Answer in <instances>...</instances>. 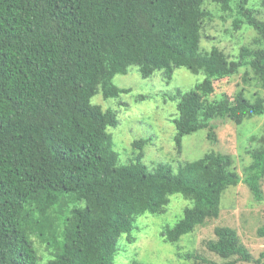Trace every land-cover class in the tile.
Returning <instances> with one entry per match:
<instances>
[{
    "label": "trees",
    "instance_id": "trees-1",
    "mask_svg": "<svg viewBox=\"0 0 264 264\" xmlns=\"http://www.w3.org/2000/svg\"><path fill=\"white\" fill-rule=\"evenodd\" d=\"M263 11L264 0H0V264H115L120 251L125 264H145L138 246H129L139 232L150 234L153 219L137 220L170 213L176 200L182 210L166 221L178 220L159 233L176 246L156 253L170 263L182 239L221 217L239 182L261 201L264 122L256 131L247 123L264 117V95L245 86L233 97L213 95L215 81L238 74L264 92ZM216 18L231 19L224 34L241 42L234 58L204 45L214 39L207 27ZM249 31L251 44L243 42ZM132 66L166 83L179 67L203 74L190 90L165 93L176 101L172 163L141 162L149 137L131 143L139 152L125 163L114 148L108 127L118 125V114L94 96L128 92L113 77ZM222 118L244 128L239 139L249 133L241 140L249 156L242 174L232 154L215 149L190 161L180 156L184 136L200 130L215 144L214 120ZM258 233L264 236V225ZM214 234L206 247L220 260L178 256L193 264H264V250L252 255L232 226L216 225Z\"/></svg>",
    "mask_w": 264,
    "mask_h": 264
},
{
    "label": "rangeland",
    "instance_id": "rangeland-1",
    "mask_svg": "<svg viewBox=\"0 0 264 264\" xmlns=\"http://www.w3.org/2000/svg\"><path fill=\"white\" fill-rule=\"evenodd\" d=\"M262 14L264 15V11ZM220 19L216 18L214 21L215 25L207 27L208 32L213 34L214 39L205 41L204 45L206 47L212 44L218 45L234 58V54L237 53L238 45L241 42L235 43L234 38H228V34H224L225 29L229 31L232 29L231 19L226 18L224 21ZM253 36L254 33L249 31L243 42L251 44ZM202 79L203 74H194L184 67H179L174 70L171 81L166 83L162 77L158 76V72L153 73L148 78H142L137 67L132 66L126 74H116L113 77V82L119 87L128 88V92L122 93L117 99L108 98L104 101L102 97L94 96V98H97L95 99L96 102H102L104 107L112 105L114 107L112 108L118 114V125L116 127H108V132L112 134L115 144L114 148L118 152L120 162H126L127 154L135 156L139 152L137 150L133 153L131 143L141 137L150 138V141L143 147L142 163L148 165L149 168H153L154 164L158 162L172 163L174 161L176 149L173 137L176 129L172 118L176 116V101L170 100L165 93H172L177 89L182 91L190 90ZM214 85L215 93L213 97L221 93H226L233 97L235 92L242 86L252 92L258 90L264 95V92L254 83V79L250 80L249 83H245L241 74L222 81H215ZM139 95H144L145 98L139 99ZM148 116L151 117L148 118ZM263 122L264 117H255L247 123V127L252 128V131H256L263 125ZM214 123L217 126V142L211 145L208 141H205V131L203 130L184 136L183 152L180 155L182 160L190 161L202 156L206 151L215 149L223 153L232 154L234 158L233 167L239 174H242L243 164L249 161V156L245 154L244 148L241 147V140H245L244 143H246L249 133L246 132L239 139L240 133L245 131L244 128L238 127L231 120L225 118L215 119ZM244 145L242 143V146ZM261 189L263 198L261 201H257L244 183L239 182V184L234 186L230 200L223 208L221 217L206 223L205 226L182 239L179 247L175 250L173 249L168 256L172 263L156 261V253L165 251L169 248L168 246H176L175 243H164L159 235L163 226L166 224L173 225L178 220L166 221L167 217L170 218V215L176 212L179 213L182 210V203L176 200L172 203L170 213L169 211L166 214L149 213L138 218V226L144 217L153 219L149 225V232L152 238L150 234L139 232L136 234L140 238L139 241L136 244L132 243L129 248L132 251L135 246H138V257L142 258L140 261L145 264H147L146 260L148 257L152 264H193L191 259L181 258L178 253H196L213 260H220L218 256L208 250L206 241L215 237L214 227L216 225L225 224L235 228L251 254L258 256L264 250V236H260L258 233V228L264 225V179L261 182ZM175 197L182 198L183 196L181 194L172 195V198ZM144 248H147L145 252ZM40 253L42 254L41 261H46V251L41 248ZM146 253L147 256H145ZM153 258L154 260H152ZM114 263H128L122 251L115 255ZM238 264L245 263L239 262Z\"/></svg>",
    "mask_w": 264,
    "mask_h": 264
}]
</instances>
